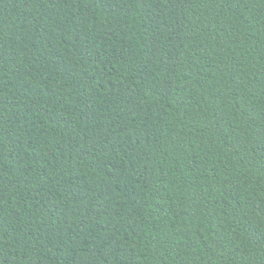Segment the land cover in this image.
<instances>
[{"label": "trees", "instance_id": "16d2710c", "mask_svg": "<svg viewBox=\"0 0 264 264\" xmlns=\"http://www.w3.org/2000/svg\"><path fill=\"white\" fill-rule=\"evenodd\" d=\"M0 264H264V0H0Z\"/></svg>", "mask_w": 264, "mask_h": 264}]
</instances>
